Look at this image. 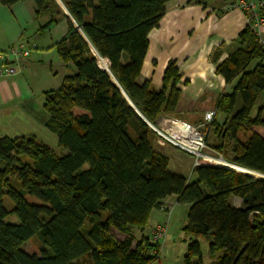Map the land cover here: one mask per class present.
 Returning a JSON list of instances; mask_svg holds the SVG:
<instances>
[{
  "label": "trees",
  "instance_id": "1",
  "mask_svg": "<svg viewBox=\"0 0 264 264\" xmlns=\"http://www.w3.org/2000/svg\"><path fill=\"white\" fill-rule=\"evenodd\" d=\"M33 1L37 17L47 18L40 31L68 20L56 47L74 70L59 89L44 92L45 126L61 153L32 135L0 134V264H153L160 258L154 249L162 246L135 231H143L151 210L171 195L189 205L184 264H205L198 238L207 242L209 264H232L244 245L235 264H264V177L206 163L194 167L191 179L173 173L169 158L154 148L150 123L175 113L181 74L170 61L161 91L137 79L149 33L169 0H61L73 20L57 0ZM217 71L231 92L219 100L225 119L212 125L217 140L211 148L264 174V135L254 130L264 128V106L252 115L264 93V47L249 27ZM238 92L244 110L222 143ZM242 131L249 133L242 137ZM233 196L241 206L232 204ZM12 215L18 223L7 221ZM34 237L40 254L24 249Z\"/></svg>",
  "mask_w": 264,
  "mask_h": 264
},
{
  "label": "crops",
  "instance_id": "2",
  "mask_svg": "<svg viewBox=\"0 0 264 264\" xmlns=\"http://www.w3.org/2000/svg\"><path fill=\"white\" fill-rule=\"evenodd\" d=\"M232 1L169 0L158 25L149 33V46L137 79L139 83L150 81L157 91H161L168 63L176 62L182 91L178 107L175 113L162 115L156 124L150 123V126L157 134L154 148L169 158V169L191 179L196 178L193 156L164 135L189 143L193 136L199 137L200 132L205 131L202 122L206 112L215 111L212 125L224 121V113L218 110L219 100L231 92V85L217 68L240 46V34L248 28L243 10L236 7L226 12L223 10ZM65 12L72 19L66 9ZM46 20V17H37L33 0L11 6L0 3V51L21 41L34 46L18 73L0 77V134L9 137L32 135L53 149L48 141L58 146L59 143L57 136L45 126L49 115L43 107L44 92L59 89L74 67L63 62L56 47L67 33L68 20L61 17L57 23L40 31ZM179 123L194 131L177 133ZM43 128L54 135L43 138L37 133ZM209 131L206 142L214 134L213 128ZM231 202L238 207L242 199L233 196ZM162 204L161 208L151 210L140 236H148L150 229L159 222L169 224L182 203L178 202L176 195H171L163 199ZM185 206L188 211L189 205Z\"/></svg>",
  "mask_w": 264,
  "mask_h": 264
},
{
  "label": "built area",
  "instance_id": "3",
  "mask_svg": "<svg viewBox=\"0 0 264 264\" xmlns=\"http://www.w3.org/2000/svg\"><path fill=\"white\" fill-rule=\"evenodd\" d=\"M240 8L243 10L247 17L248 27L256 36V41L260 46L264 47V0H233L227 4L223 10L230 11L233 8ZM34 46L29 45L26 42H18L11 45L7 50L0 51V77L11 76L18 73L26 64L27 59L30 57ZM215 111H209L206 113V118L208 123L206 125L205 131L200 132V136H193L191 142L185 143L181 142L175 137L164 135L167 137L174 145L190 153L194 160L193 166H199L201 164L211 163L217 166H228L239 171H249L255 176L264 177L263 173L258 171L242 167L233 163L232 161L225 159L224 156L214 149H212L206 142V136L212 123L214 121ZM213 118V120H212ZM182 131L183 133H190L194 131L190 126L179 123L177 125V133ZM168 222L163 221L155 224L149 231L148 238L149 241L155 245L162 246L166 236L168 234ZM154 252L159 256L161 249L156 248Z\"/></svg>",
  "mask_w": 264,
  "mask_h": 264
},
{
  "label": "rangeland",
  "instance_id": "4",
  "mask_svg": "<svg viewBox=\"0 0 264 264\" xmlns=\"http://www.w3.org/2000/svg\"><path fill=\"white\" fill-rule=\"evenodd\" d=\"M57 1L60 3L61 8L63 10H65L66 8H65L64 4L62 3V1L61 0H57ZM252 67H253V65L250 66V68H252ZM259 98H260V100L257 103L258 105H256L252 111L253 116L256 113L257 106H264V93H262L261 97H259ZM206 113L204 114V120L202 123L205 124V128H208V126L206 125V123H208V120L206 118ZM262 116L264 117V110L262 111ZM212 120H213V118H212ZM210 130L212 131V128H210ZM254 130H256V131H258L264 135V128L263 127H255ZM37 133L40 136H42L43 138L45 135L48 136L47 138H50V135H54V134H51L50 131H48L44 128L42 129V131H41V129H39V131ZM243 133H245V134H243ZM248 133L242 131V132H240V136L246 137ZM52 137H55V136H52ZM216 140H217L216 134L215 133L211 134V136L207 140V144L209 143L208 145L211 146V145H213V143ZM48 142H50V144L53 145V149H55L56 153L62 152V150L58 146V144L56 145L53 141H48ZM32 201H34V200H32ZM4 202H5V205L8 207L12 205V202L7 197L4 198ZM185 209H186V211H185ZM187 214H188V211H187L185 204L184 203L180 204V207L178 208L177 212L176 211L174 212L172 219H171L170 223L168 224V227H169L168 228V234L166 236V239L164 240L165 245L160 252V258L155 260V262L153 264H184V257L187 254V244L191 240L190 236L186 235V233L183 231V228L187 222ZM7 221L12 222V223H18V217L16 215L9 216L7 218ZM147 228H148V226H147ZM135 232L138 235V237H140L139 235H141L140 234L141 232L138 230H136ZM112 233L117 238L123 237V235L117 231L113 230ZM199 242L201 245V252H202L204 263L209 264L213 258H211L209 256L207 242L203 238H200ZM40 247H41L40 241L37 237H34V238L28 240L24 244V249L29 254H40Z\"/></svg>",
  "mask_w": 264,
  "mask_h": 264
},
{
  "label": "water",
  "instance_id": "5",
  "mask_svg": "<svg viewBox=\"0 0 264 264\" xmlns=\"http://www.w3.org/2000/svg\"><path fill=\"white\" fill-rule=\"evenodd\" d=\"M244 110V101L242 99V96L241 94L238 92L237 95H236V98H235V102H234V105H233V108L225 122V125L223 126V129L221 131V136H220V139H221V142L223 143L224 141V136L226 134V132L228 131V129L230 128L232 122L234 121V119L243 112ZM246 173H249L251 174V172L249 171H246ZM246 245H244L240 251L238 252V254L236 255V257L234 258L232 264H235L236 260L238 259V257L242 254V252L244 251Z\"/></svg>",
  "mask_w": 264,
  "mask_h": 264
}]
</instances>
